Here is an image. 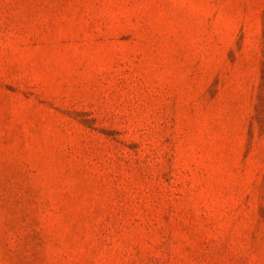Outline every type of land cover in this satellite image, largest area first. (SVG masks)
I'll use <instances>...</instances> for the list:
<instances>
[{"label":"rangeland","instance_id":"obj_1","mask_svg":"<svg viewBox=\"0 0 264 264\" xmlns=\"http://www.w3.org/2000/svg\"><path fill=\"white\" fill-rule=\"evenodd\" d=\"M0 264H264V0H0Z\"/></svg>","mask_w":264,"mask_h":264}]
</instances>
